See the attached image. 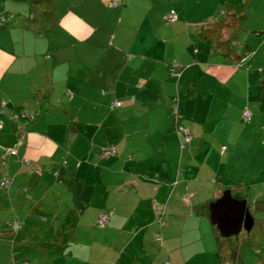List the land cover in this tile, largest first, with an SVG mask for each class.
<instances>
[{"label": "crops", "instance_id": "0c3cea01", "mask_svg": "<svg viewBox=\"0 0 264 264\" xmlns=\"http://www.w3.org/2000/svg\"><path fill=\"white\" fill-rule=\"evenodd\" d=\"M172 9L179 16L175 23L166 19ZM30 12L37 26L35 44L31 38L24 47L14 43L11 51H0V110L10 107L8 118L0 113V142L7 146L16 132L23 140L17 156L1 155V165L12 180L28 166L33 179L30 212L48 205V213L65 209L77 216L62 221L70 235L60 236L58 263L193 262L205 253L200 228L210 204L226 190L240 194L239 185L222 180L221 161L213 165L215 152L226 156L230 147L234 155L240 152L244 133L236 126L264 110V94L257 88L264 84V0H30ZM241 29L257 37H251L249 51L236 54L227 41L235 42ZM217 30L221 33L213 35ZM209 37L213 42L221 37L224 44L210 46ZM250 52L253 57L243 60ZM12 64L31 68L28 76L36 70L42 74L29 81L26 96L14 86V105L3 101ZM172 66L181 71L178 79ZM81 70L87 76L110 73L88 88L89 78L71 80ZM223 92L225 99L218 97ZM117 101L120 107L114 106ZM223 104L224 112L215 116ZM174 106L178 126L192 131L183 152L182 133L171 115ZM13 110L32 118L28 128H18L10 118ZM78 144L88 151L77 164L68 151ZM112 145L117 153L103 156ZM249 148L257 151L256 143ZM49 152L54 161L44 159ZM24 158H30L28 164ZM207 165L215 167L214 184L199 177ZM46 170L56 178L47 177ZM208 186L213 192L207 202ZM256 194L251 210H264L258 204L264 195ZM9 201L13 205L14 194ZM104 214L109 222L101 228ZM76 227L86 232L85 239L72 238ZM51 235L47 229L45 247L26 249L25 259L12 247L11 264H50ZM12 236L4 235L7 241ZM22 239L21 244L29 241Z\"/></svg>", "mask_w": 264, "mask_h": 264}, {"label": "rangeland", "instance_id": "374dc122", "mask_svg": "<svg viewBox=\"0 0 264 264\" xmlns=\"http://www.w3.org/2000/svg\"><path fill=\"white\" fill-rule=\"evenodd\" d=\"M13 1L14 5L10 7L9 5L13 4ZM17 2L19 3L17 4ZM32 19L33 17L30 12V0H0V48H2L0 49L1 52H3V49L6 52L11 51L14 48V43L17 44L16 46L20 47H24L26 43H28V39H31L32 36L37 33V26H34V24L32 23ZM218 33L221 32L217 30L213 35H217ZM252 36L257 37L256 33L245 34L244 31L241 29L238 32L237 38H235V42L233 40L230 42L227 41V46L229 45V47L227 48L234 51L236 54H239L241 52L245 54L247 51H249L247 50L249 49V44H252ZM262 37H264V35H262L261 38ZM208 40H210V46L215 45V48L217 49L220 48V45L224 44L222 42L221 37H216V39H214V42L210 37L208 38ZM32 42L35 44L34 38H32ZM0 54L4 55V53ZM95 55H97L96 57H99V55H101V52L95 53ZM250 56L251 52L249 54H246L243 60L247 58L249 59ZM40 62L41 60L39 61V63ZM240 64H243L241 60ZM174 66L177 65L174 63ZM30 70L31 68L27 69L22 67V65L12 64L10 66V72L6 78L9 82L5 86V89H7V91H3L6 93L5 95H3L6 99L4 98L3 101H6L7 103L13 101L14 105V98L17 97V93L14 91V86L21 87L19 91L21 92L22 96H26L29 94V81L31 79H35V75L37 73L42 76L40 70H36L35 72L38 71L37 73L28 76L26 72H29ZM98 73L107 76V74H109L110 72L104 71ZM96 74L97 73L91 76H87L86 71L81 70L79 76L75 75V72H73L71 80H73V82H84L89 78L90 81L88 88H91L90 82L100 80L102 77V75L96 76ZM171 74L177 78L175 74ZM75 77H77V79ZM262 77L263 76L261 75V78ZM257 83L258 82L256 81L255 85ZM257 88H259V90H262L264 94V84H261L260 87L257 86ZM90 90L91 89H88L87 92H89ZM225 96H227V94H220V96L218 97L225 99ZM0 101L2 104V93L0 95ZM215 102H217V100ZM262 103L264 107V102L262 101ZM221 110L224 112L225 104H223V109H219L218 107H216V109L214 110V115L216 116L217 114H220ZM9 112L10 107H4L0 110L1 115L7 118ZM230 113L232 114L233 111H230ZM258 114L259 117L256 116ZM171 115L174 119L175 116L173 115L172 111ZM256 115L253 121H247L244 125L242 124V122H240L239 125L236 126L238 130L243 129L244 133L242 136H240V152L234 155L231 150L232 147H230V151L226 154V156H221V151H216V155L214 157L215 160L213 159V165H216V163H218L219 161H221V166L224 165L221 170V172L223 173L222 180L226 181V184H230L233 186L239 185L237 190H239L240 196L244 197L245 199H248L250 203L254 201V196L257 191L259 192H257L256 195H264V152L262 151V148L264 147L261 148L260 145L257 144L259 142L264 145V130L262 131V128L264 127V110H257ZM222 124H224L223 127H226V122H222ZM14 135L15 141H12L7 146H5L6 144H3V141L0 142V205L3 206L2 208H0V259L2 258V260H0L2 261L1 264H11L13 259L12 247L15 248L14 254L19 252L22 256V259L27 258L26 249L35 250V252H38V248L42 249L43 247H45V240L49 238L48 236L47 238H45V232L47 229L50 228L52 230V235L49 239V243L55 246L48 248L50 249V252L48 253V261L50 264H59L58 262L60 252L63 249L59 243L60 236L65 235L69 237L70 235V231L67 230L68 226L63 225L62 221L66 217L69 220L77 219V216H71L69 212H67L65 209H58L56 212H54V214L48 213V205L44 207V210L42 208L40 211L30 212L29 205L31 204V198L29 197H33V192L31 189L33 179L30 175L27 174V169H29L28 166L24 168V172H22L20 175H16V177H14V179L12 180V176H9V174H4L7 167L1 165V155L3 156V159H5L7 153H9L10 155L11 149H14L15 151H17V153L18 151H21V145L23 140L20 139H22V134L16 132ZM183 142L187 145L184 140ZM253 143H256L255 149L258 152L253 151L251 150V148H249ZM185 148H187V146H185ZM183 150L180 151L183 152ZM87 151V146H81L78 144L73 149V151H68V153H72V157H74V160L78 164L80 160L84 159L82 157L86 154ZM45 153H47V151ZM44 155V159L46 161L48 159H51L49 160V162L54 161L49 156L51 155V152H49L47 156L46 154ZM29 159L24 158L23 160L29 161ZM66 160L71 162L69 156L66 157ZM40 172L41 169L39 168L38 173ZM44 173L47 175V177H51V179L56 178V174L52 173L51 170H46L44 171ZM32 175H34V172L32 173ZM216 176L217 174L215 173V167L209 165L201 169L199 175L200 179H209L212 184H214V182L216 181L214 180L213 182L212 180L213 178H216ZM219 177L222 178V175H220ZM6 178L11 179L12 183L8 188H3L1 187V181L5 180ZM218 180V183H220L221 179ZM214 186L215 185H213L212 188H214ZM25 189L27 191H25ZM207 190L209 191L206 192L205 199L208 202L210 201V199H212L211 193L213 192V190H211V186H208ZM10 194H14L13 205L9 201ZM48 201L50 202V199ZM47 213L50 215H48ZM252 214L255 217L257 223L250 232L243 230L238 235H234L230 238H224L222 237V235H220L217 228L212 224L210 213H207L204 218L205 227L200 228L197 225L203 233L205 253H201L196 257L193 256L195 257L193 262L189 261L187 264H189L190 262V264H264V210L258 212L252 211ZM84 218L86 217L84 216L83 219ZM15 221H18L23 225V227L21 225L22 229L19 230L20 232L18 231L19 233H22V236L20 235V238H18L19 233H15V231H13L10 226V224ZM93 223H95V221ZM75 229L77 230V232L73 234L72 238L75 239V237L80 236L81 239H85L86 232L84 230H80V228L77 227ZM5 234H12L14 236V240L10 238L7 241L4 237ZM23 236L25 240L29 238V241L27 243L24 242V244H21L24 241L22 239ZM66 240H68V238H66ZM67 250L70 251L71 247ZM22 259L21 261H23ZM29 262L31 263V260ZM161 264L169 263L162 262Z\"/></svg>", "mask_w": 264, "mask_h": 264}, {"label": "water", "instance_id": "95a60500", "mask_svg": "<svg viewBox=\"0 0 264 264\" xmlns=\"http://www.w3.org/2000/svg\"><path fill=\"white\" fill-rule=\"evenodd\" d=\"M209 213L212 224L216 225L224 238L238 235L243 229L250 232L255 224L248 200L234 197L230 190L210 204Z\"/></svg>", "mask_w": 264, "mask_h": 264}, {"label": "built area", "instance_id": "2783aa9c", "mask_svg": "<svg viewBox=\"0 0 264 264\" xmlns=\"http://www.w3.org/2000/svg\"><path fill=\"white\" fill-rule=\"evenodd\" d=\"M166 19L168 22L170 23H175L179 20V16L177 14V12L175 10H170L168 15L166 16ZM246 60V59H245ZM244 62V61H243ZM171 71L177 76V77H180L181 76V71L176 69L174 66H172V69ZM121 102L117 101L115 102L114 105L116 106H121ZM172 112H173V115L175 116V121H176V127L177 129L182 133V141L180 143V147L181 149H185V146L186 144L183 142V140L188 143L191 139H192V131L190 129H187V128H184V127H180L178 126V123H179V119H178V110H177V107L174 106V108H172ZM250 113L248 111H246L244 113V117L246 119H248L250 117ZM10 118L12 120H16L18 122V128L21 130V129H24V127L26 126V124L22 123L21 122V119L22 118H26V116L24 114H20L19 112H12L10 114ZM1 123V122H0ZM27 123V122H26ZM1 125V124H0ZM226 150V147L223 148V151ZM117 153V149H116V146H110L106 149H104L103 151V156H111V155H115ZM10 154L12 156H17L18 153L17 151L15 150H11L10 151ZM24 163H29L28 160H23ZM11 184V179L9 178H6L5 180H3L1 182V187L3 188H8ZM109 222V218L107 215H102L99 219V226L104 228ZM21 223L18 222V221H15V222H12L10 224L11 228L14 230V231H18L20 228H21Z\"/></svg>", "mask_w": 264, "mask_h": 264}, {"label": "trees", "instance_id": "16d2710c", "mask_svg": "<svg viewBox=\"0 0 264 264\" xmlns=\"http://www.w3.org/2000/svg\"><path fill=\"white\" fill-rule=\"evenodd\" d=\"M253 57V54H251V56H250V58H252ZM171 111H172V109H171ZM13 112H17V110H13ZM20 113V112H19ZM21 114V113H20ZM33 120H32V118H28L27 116H26V118H22L21 119V122L22 123H24V124H26V126L24 127L25 129L26 128H28L29 127V125H30V123L32 122ZM175 121V120H174ZM27 122V123H26ZM175 124H176V121H175ZM224 148V147H223ZM223 148H222V150H223ZM182 150V149H181ZM223 152H225V150L224 151H222V153ZM25 191H27L26 189H25ZM231 191V190H230ZM232 192V194H233V196L234 197H236V198H240V199H242V198H244V197H242V196H240V194H237V193H234L233 191H231ZM251 204V203H250ZM258 204H260V205H262L263 206V208H264V200L262 201V202H260V203H258ZM248 206H249V208H250V210H251V207L253 206V204H251V205H249L248 204ZM252 211H256V212H258V211H262V210H260V209H257V210H251V213H252ZM104 215H106V214H104ZM255 218V217H254ZM256 223H257V221L255 220V224H254V226L256 225ZM214 225V224H213ZM215 227H216V225H214ZM106 227V226H105ZM104 227V228H105ZM217 228V227H216ZM253 229V228H252ZM217 230H218V228H217ZM244 230V229H243ZM242 230V231H243ZM218 232H219V230H218ZM220 233V232H219ZM220 235H221V233H220Z\"/></svg>", "mask_w": 264, "mask_h": 264}]
</instances>
